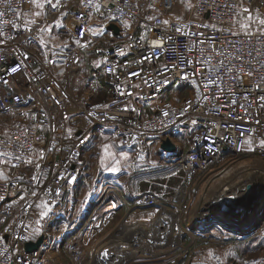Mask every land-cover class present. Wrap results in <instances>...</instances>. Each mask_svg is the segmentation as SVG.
I'll return each instance as SVG.
<instances>
[{
    "label": "built area",
    "instance_id": "2783aa9c",
    "mask_svg": "<svg viewBox=\"0 0 264 264\" xmlns=\"http://www.w3.org/2000/svg\"><path fill=\"white\" fill-rule=\"evenodd\" d=\"M177 1L127 0L126 4L118 2L110 8L112 0H94V5L99 4L101 12L107 15L106 37L115 42L107 49L102 63L111 95L92 114L95 126L114 128L124 147H161L166 138L176 145L175 137L190 138L189 149L178 162L184 171V199L169 202L152 191L139 192L134 198L139 207L155 208L154 219L167 228L168 240L176 238L179 242L168 254H160L157 249V254L140 252L133 259L122 261L121 253L110 254L107 259L95 258L94 248H84L70 239L66 254L71 264H133L139 260L181 264L192 248V241L186 240L191 237L189 224L198 225L199 238L209 237L214 230H202L208 224L207 218L226 206V201L221 203L225 185L210 195L212 183L243 167L237 166L242 157H264V148L259 144L264 139V101L260 100L264 96V36L256 29H252L256 33L252 36L232 30L238 11V7L233 11L232 6L238 5L237 0H187L191 8L184 19L176 17ZM63 2L68 12L63 33L81 44L87 43L90 32L85 31L83 37L77 33L91 27L95 7L81 5L78 0ZM137 4L139 8L135 7ZM148 5H155L156 9ZM35 11L31 0H0V12L6 13L0 18V27L5 29L0 37L5 40L0 45V55L4 57L0 60V76L5 75L3 69L22 60L20 53L27 52L30 57L24 74L7 76V86L0 83V115L10 114L13 118L9 135L0 134V151L8 152L10 162L17 165L13 168L10 163L12 178L0 181V196L4 197L0 200V264L42 263L44 246L34 253L25 250V244L31 240L32 220L37 209L45 204L58 211L62 207L63 196L79 181L86 144L81 120L86 108L83 98L72 96L52 64L33 54L32 47L39 41L38 21L36 26L28 25L33 27L32 32L17 33L9 26L11 21L23 29L24 20L36 19L32 15ZM83 14H90L91 18L78 19ZM148 16L156 19L149 20ZM51 18V22L55 20ZM164 20L169 21L167 26L162 23ZM111 24L118 26L119 34L108 29ZM173 25L184 35L177 33ZM145 33L146 39L141 40ZM10 35L15 39L9 40ZM169 36L171 40L167 39ZM153 40H162L163 48L154 47ZM77 58L79 50L68 49L62 60L73 77L82 73L80 59L75 62ZM133 72L139 75L132 76ZM184 75L188 78H181ZM16 95L20 96L19 102ZM41 150L43 160L38 159ZM15 155L21 159L15 160ZM28 159L39 162L41 167L23 162ZM262 173L259 178L264 180ZM33 176L37 179L32 180ZM69 178H73L71 182ZM33 191L36 196L31 195ZM20 196L25 199L20 200ZM184 200L188 203L185 213ZM192 209L198 212L194 214ZM174 226L179 233L172 232ZM120 231L119 225L110 234L117 239L126 238ZM153 233L159 237L157 242H162L165 236L160 228ZM261 234L264 235V223L257 232ZM138 243L145 249L154 246ZM260 264H264V252Z\"/></svg>",
    "mask_w": 264,
    "mask_h": 264
},
{
    "label": "rangeland",
    "instance_id": "374dc122",
    "mask_svg": "<svg viewBox=\"0 0 264 264\" xmlns=\"http://www.w3.org/2000/svg\"><path fill=\"white\" fill-rule=\"evenodd\" d=\"M258 1L237 0L243 7L253 6L254 8L259 3L258 8L262 9L264 0ZM175 7L176 17L180 19L188 17L190 8L187 0H178ZM237 13L242 14L240 7ZM51 17L37 19L36 27L52 26L53 30L38 31L39 41L32 47V51L38 59L52 64L57 77L71 88L72 96L83 98L86 108L81 115V120L84 123L86 144L81 157V178L75 188L63 196L62 207L59 211L51 208L52 211L47 216L40 214L44 208L37 209L32 220L33 228L30 237L34 240L43 234L46 237V245L42 251L43 261L39 264H71L66 254L70 239L72 243L78 242L84 248L96 249L100 241L105 240L124 221L141 225L145 222L150 223L148 227L152 229L151 231L160 228L165 236L162 237V242L150 240L149 235L142 238L145 240L143 242L154 245L155 248L163 246V251L171 246L167 228L164 229V225L154 219L157 214L155 208L139 207L134 198L139 192L152 191L159 197L165 198L161 197L165 201L180 202L184 199L181 193L184 171L181 163L178 162L183 156V153L179 156V152L185 150V153L189 149L190 138L182 137L179 140L175 137L177 150L173 153L158 146L124 147L120 144L118 133L114 128L95 126L92 110L98 108L97 106H103L106 102H103L106 99V93L96 89L98 96L89 103L82 96L87 85L102 86L105 82L102 75V63L107 49L115 42L106 37L107 29L104 26L108 23L107 15L101 11L97 12L95 8L91 28L103 34L92 35L90 32L87 47L81 46L83 44L77 45L75 39L63 33V27L57 26L60 24V19L57 18L51 22ZM234 26L233 31H244L237 23L236 29ZM68 49L79 50L82 73L75 79L67 76L66 73L69 71L62 64ZM50 60L55 63H51ZM69 74L73 77L71 72ZM77 84L78 92L74 90ZM9 119V115H0L1 134H4L11 126ZM109 129H113L114 134ZM70 130H74L73 125L70 126ZM240 163L243 167L232 171L226 179L212 183L209 187L210 195H213L220 186L233 185L238 179L250 175L254 169L264 171V157H242ZM114 168L117 171H113ZM8 172L7 178L11 179L12 171ZM182 206L184 212L188 206L187 201L184 200ZM192 211L194 214L198 212L195 209ZM189 227H191V237H186V240L192 241V248L186 260L191 259V264H260V257L264 252V235H256L251 240L241 241L240 238L229 233L214 230L209 237L199 238L198 225H194L193 222L189 224ZM154 237L159 238L156 235ZM133 264L168 263H147L146 260L143 262L139 260Z\"/></svg>",
    "mask_w": 264,
    "mask_h": 264
},
{
    "label": "snow or ice",
    "instance_id": "6c2138e0",
    "mask_svg": "<svg viewBox=\"0 0 264 264\" xmlns=\"http://www.w3.org/2000/svg\"><path fill=\"white\" fill-rule=\"evenodd\" d=\"M127 3V0H112V3L109 5L110 8H115L116 7V3ZM31 3L34 5V7L37 9V11L33 12L32 15L33 17H35L36 19H30V20H24L23 21V29H21L20 26H18L15 22H9V26L11 29L15 30L17 33H19L21 30L24 31H28V32H32L34 29L33 27H28V25H32V26H36L37 25V19L39 18H47L49 16H53L54 19L59 18L60 19V24L57 26L63 27V20L65 18L68 17V12L65 11L64 9L66 8L65 3L63 2V0H31ZM78 3L81 5L87 4L89 6H94L96 8L97 12L101 11V7L99 4H95L94 5V0H78ZM136 8H139L140 5L137 4L135 5ZM149 8H152L153 10L156 9L155 5H148ZM236 7H240L241 11L243 14H245V19L248 21V23L242 24L241 27L244 30V34L248 35V36H252L256 33H259V35L264 36V13L261 12V10L257 7L255 10L253 8L250 7H243L242 4H238V5H234L232 6V10L235 11ZM189 8H191V5L189 4ZM117 11H121L120 9H117ZM54 14H58L57 16H54ZM6 15V13L4 12H0V18H3ZM17 18L19 19V15L17 16ZM90 19L91 16L90 14H83L78 16V19ZM113 19H116L115 16L112 17ZM147 19L149 20H155L156 17L155 16H148ZM164 25H168L169 21L168 20H164L162 22ZM256 24L257 28H256V33H254L252 31V25ZM126 27L128 26L127 24L125 25ZM173 27L175 28V31L177 33H181V35H184V33L182 32V30L179 27H175L173 25ZM37 31L39 32H44V31H48L51 32L53 30L52 26H49L47 28H43V27H37L36 28ZM4 27H0V37L4 36ZM85 31L87 32H91L92 35H102V32H97V31H93L91 27L88 28H81L80 31L77 33V35H79L80 37L84 36ZM238 33H233V35H237ZM192 35H195V33H192ZM202 35V34H201ZM9 40H14L15 36L14 35H10L8 37ZM141 40L146 39V33L144 35H141L140 37ZM167 39L171 40L172 37L169 36L167 37ZM201 43H203V41H200ZM5 43L4 39H0V45H3ZM75 43L77 45H81V41L80 40H76ZM152 44L154 47H158V48H163V41L162 40H153ZM83 47H87V43L81 45ZM20 56L22 57V60H20L19 62H14L12 64L9 65L8 68L3 69L5 75L4 76H0V83H2L3 85L7 86L10 81L9 79H7V76H12L13 74L16 73H23V69L26 67V62L30 59L29 54L27 52H22L20 53ZM151 57H145L144 59H150ZM4 57L2 55H0V60H3ZM46 59H48V56L46 54ZM51 63H55V61H51ZM76 63H79V58H77V60L75 61ZM142 62V61H141ZM97 67H99V65H97ZM36 71H39V69H36ZM109 71H113L112 69H109ZM132 76H136L139 75V73L133 72L131 73ZM249 75H251V72L249 73ZM181 78L183 79H187L188 77L186 75L182 76ZM145 83H147V81H145ZM257 88L260 87V85L256 86ZM130 94V93H129ZM15 100L17 102L20 101V96L16 95L15 96ZM261 101H264V96L260 97ZM99 107V106H97ZM104 107H107V105H104ZM127 110V109H125ZM26 115V114H25ZM193 123H195V121H193ZM257 123L259 124V121H257ZM70 131V130H69ZM19 139V138H17ZM260 147L264 148V139H261L259 141ZM105 150H107V146H105ZM248 151H252L253 149L248 148ZM9 156L8 152L5 151H0V163H4V164H10L11 162L7 159V157ZM15 160H20L21 157L19 155H15L13 157ZM39 160H43L44 159V155H43V150H41L40 155H39ZM24 163L27 164H35L36 168H40L41 165L39 162L33 161L32 159H28L26 161H23ZM17 165L14 163H11V167H16ZM113 171H117V169H112ZM59 179H64V177L59 176V174H57ZM0 178H4V174L2 172H0ZM19 179H23V177H20ZM32 180H36L37 177L33 176L31 177ZM71 179L73 178H69V182H71ZM58 194V193H57ZM31 195L36 196L37 193L35 191H33L31 193ZM4 199V197L0 196V200ZM20 200H24L25 197L24 196H20L19 197ZM27 207L31 208L32 205H28ZM39 207V205L37 206ZM52 211L51 207H49L47 204L44 205V211H42L40 214L41 216H47L50 212ZM7 231V230H6ZM109 257V252L107 250H105L102 254H101V258L102 259H107Z\"/></svg>",
    "mask_w": 264,
    "mask_h": 264
},
{
    "label": "water",
    "instance_id": "95a60500",
    "mask_svg": "<svg viewBox=\"0 0 264 264\" xmlns=\"http://www.w3.org/2000/svg\"><path fill=\"white\" fill-rule=\"evenodd\" d=\"M109 30L119 34V28L115 24L108 27ZM74 112V110H71ZM162 149L169 152L177 150L176 145L170 138H166L162 144ZM182 151L179 152V156ZM216 212V213H215ZM214 215H209L208 224L202 228L204 233L213 230L223 231L230 235L247 240L257 235L261 225L264 223V180L256 179L253 184L246 186L243 194L228 203L225 207L215 210ZM46 237L40 235L36 240H30L25 244L27 253H34L45 246Z\"/></svg>",
    "mask_w": 264,
    "mask_h": 264
},
{
    "label": "bare ground",
    "instance_id": "6f19581e",
    "mask_svg": "<svg viewBox=\"0 0 264 264\" xmlns=\"http://www.w3.org/2000/svg\"><path fill=\"white\" fill-rule=\"evenodd\" d=\"M237 166H243V164H241L239 162V164ZM262 172H264V171L260 170V172H259V170L254 169V171H252L250 173V175H247L246 177L238 179L236 182L233 183V185H229V184L225 185L222 188V190L225 191V193H223L224 200L221 203L226 201L224 203V206H225L228 203H230V202L234 201L235 199H237L238 197H240L243 194V192L245 191L246 186H248L249 184H253L255 182L254 179H258L260 177V175L263 174ZM214 212L215 211H213L211 213V215H214L216 213V212L215 213ZM174 216H175V214H174ZM167 219H165L166 222H167ZM146 224L147 223H144L143 225H141V224H135L134 225V224H127L126 222H121L120 223V227H121L120 232H123L124 236L126 238L117 239L116 237H112V234H110L109 236H107L105 238V240L100 241V243H99L100 245H98L96 247V249L93 251V257L96 258L99 256L101 258V254L105 250H107L109 252V255L111 254L112 256H115V255L121 253L120 259L122 261H127L130 259H133L134 257L138 256V254L140 252L157 254L155 252L156 249L154 246L150 249H145V247L143 248L138 243V242L145 241L142 238V236H146V235H149L150 240L157 241V238L154 237L155 235H154L153 231H151L152 229L146 227L147 226ZM175 231L177 233H179V229L177 228V226H174V228H172V232H175ZM178 242L179 241L176 238L169 241L171 246L169 248L166 247L167 249H165L163 251H162L163 246L161 248L160 247L159 248L156 247V248H158V250L160 251V254H168V253H170L172 248L178 244ZM128 247H130V249ZM123 250H125V252Z\"/></svg>",
    "mask_w": 264,
    "mask_h": 264
},
{
    "label": "crops",
    "instance_id": "0c3cea01",
    "mask_svg": "<svg viewBox=\"0 0 264 264\" xmlns=\"http://www.w3.org/2000/svg\"><path fill=\"white\" fill-rule=\"evenodd\" d=\"M258 1V0H257ZM258 2H260V1H258ZM251 5H253V3L251 2ZM256 7H259V3L258 4H256V6L254 7V8H256ZM250 8H253V6H250ZM253 8V9H254ZM255 10V9H254ZM260 10H261V12L262 13H264V7L261 9L260 8ZM236 23H237V25H239V26H241L242 24H245V23H248V21L245 19V14H238L237 13V16H236V21H235V26H234V29H236ZM242 28V27H241ZM257 28V25L256 24H253L252 25V29H256ZM235 32H238V31H236L235 30ZM238 33H244V31H239ZM66 73V72H65ZM67 74V76L69 77V78H71V79H75V78H77V77H72V75H70L69 74V72H67L66 73ZM61 80V79H60ZM61 82L63 83V81L61 80ZM64 84V83H63ZM65 85V84H64ZM66 87H68L69 88V90L71 91V93H72V90H71V88L68 86V85H65ZM96 89H98L100 92H105L106 93V99L103 101V102H105V101H107L108 99H109V97H110V95H111V87H109L108 85H107V83H106V81L104 82V84L102 85V86H100V85H97V84H93L92 86H89V85H87V88L85 89V93H84V95L82 96V97H84L85 98V101L86 102H91V101H93V99L94 98H96L97 96H98V93H97V91L98 90H96ZM75 91H79V85L77 84V87H75V89H74ZM5 115H9L10 116V119H9V123H11V126L10 127H8L7 129H6V131H5V133L3 134H1V135H4V136H8L9 135V130H10V128L13 126V123H12V116L10 115V114H5ZM109 131H113V129H109ZM113 134H114V131H113ZM183 154H184V151L182 152ZM36 155H38L37 153H36ZM0 159H2V158H0ZM7 159L10 161V159H9V157H7ZM182 166V165H181ZM4 167V168H3ZM182 168V167H181ZM183 169V168H182ZM9 170H11L10 169V164H4V163H0V172H2L3 174H4V178H0V181H7V180H9V178L10 177H8L7 178V175L9 174ZM129 201H131L130 199H129ZM132 202V201H131ZM40 208H42V207H39L38 209H40ZM32 239V238H31ZM32 240H34V239H32ZM192 263V260L191 259H188V260H186L185 262H182V264H191Z\"/></svg>",
    "mask_w": 264,
    "mask_h": 264
},
{
    "label": "trees",
    "instance_id": "16d2710c",
    "mask_svg": "<svg viewBox=\"0 0 264 264\" xmlns=\"http://www.w3.org/2000/svg\"><path fill=\"white\" fill-rule=\"evenodd\" d=\"M102 75H103V78L105 79L107 85H108L109 87H111L110 81H109L108 77L104 74L103 70H102ZM3 115H4V114H3ZM184 151H185V150H184ZM9 159H10V158H9ZM10 161H11V160H10ZM80 178H81V176H80ZM160 197H162V196H160ZM162 198H163V197H162ZM163 199H165V198H163ZM42 208H44V207H42ZM255 236H256V235H255ZM255 236L252 237V238H249V239H247V240H251V239L255 238ZM241 241H246V240H241Z\"/></svg>",
    "mask_w": 264,
    "mask_h": 264
}]
</instances>
